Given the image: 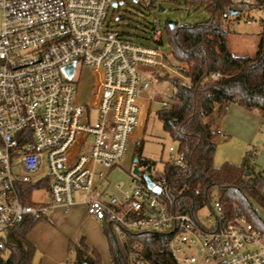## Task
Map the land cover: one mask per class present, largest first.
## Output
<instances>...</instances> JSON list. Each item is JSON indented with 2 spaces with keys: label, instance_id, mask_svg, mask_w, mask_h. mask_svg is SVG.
<instances>
[{
  "label": "built area",
  "instance_id": "1",
  "mask_svg": "<svg viewBox=\"0 0 264 264\" xmlns=\"http://www.w3.org/2000/svg\"><path fill=\"white\" fill-rule=\"evenodd\" d=\"M113 2L0 0V257L11 229L45 219L58 207L71 209L81 193L88 216L108 222L121 243L130 234L156 233L165 237L167 250L180 264H264V233L243 217L229 221L218 200L198 218L173 212L167 178L153 166L150 174L145 166L140 176H131L120 202H104L108 194L95 189V176H106L96 168L120 166L135 134L143 131L157 75L192 86V64L173 65L172 53L103 32ZM258 2L231 0V10L252 13L248 24L263 23ZM151 33L153 42L162 44L157 19ZM73 63L69 79L64 68ZM86 71L95 78L88 106L79 100L76 81ZM220 78V73L209 76ZM216 134L225 137L219 128ZM187 154L171 146L169 162L183 165ZM44 167L46 176L32 180ZM143 175L159 194L148 188ZM26 184H40L34 192L46 190V201L25 203L21 189ZM139 250L131 264H143Z\"/></svg>",
  "mask_w": 264,
  "mask_h": 264
},
{
  "label": "trees",
  "instance_id": "2",
  "mask_svg": "<svg viewBox=\"0 0 264 264\" xmlns=\"http://www.w3.org/2000/svg\"><path fill=\"white\" fill-rule=\"evenodd\" d=\"M257 5L264 8V0ZM184 6L204 10L211 18L194 26L178 25L174 30L167 25L172 64H192V86L170 81L174 88L173 104L159 114L164 131L180 148L188 150L183 165L167 162L164 166L163 175L169 187L167 202L173 212L198 218L203 208L212 207L218 200L229 221L243 217L264 233L262 176L253 174L250 155L241 165L214 164L218 121L232 105L264 117V19L256 55L239 57L229 49L231 30L223 24L230 16L231 0H184ZM212 73H220L222 78L210 80ZM157 78L158 82H166L168 77L158 74ZM141 150L135 155L140 159ZM143 164L153 166L148 160ZM39 187L40 184L23 186L25 203L32 202ZM42 220H26L8 232L0 264H35L36 248L28 234ZM104 234L112 264H131V255L139 248L143 264H180L167 250L168 241L161 234H130L121 243L108 222H104ZM68 251L74 264H103L100 253L83 240L70 242Z\"/></svg>",
  "mask_w": 264,
  "mask_h": 264
},
{
  "label": "rangeland",
  "instance_id": "3",
  "mask_svg": "<svg viewBox=\"0 0 264 264\" xmlns=\"http://www.w3.org/2000/svg\"><path fill=\"white\" fill-rule=\"evenodd\" d=\"M115 2L119 7L114 8L112 5L109 7L103 32L113 33L137 45L158 48L162 52L168 54L172 53L167 31V25L170 21L178 22L179 25L188 24L194 26L198 23L206 22L211 18L204 10L196 11L188 9L184 6V0H115ZM160 7L163 8V11L160 10ZM251 14L252 13L244 12L237 16H229V18L223 22L224 26L229 25L230 27L229 49L235 56H255L258 51L263 27L260 19H257L251 24L247 23V17ZM154 19H157L163 26L162 44L160 45L154 43L152 40L151 31L154 27ZM84 73L81 79L78 74L76 81H80L79 100L83 105L88 106L92 100L95 78L88 71ZM173 79L181 84V80L168 77L165 79L166 82L161 81L154 84L149 92L154 101L149 112L148 120L143 131L141 133L138 131L139 133L135 134L138 138L130 143L125 159L121 162L120 166L112 171L101 166L96 168L97 173L104 172L107 176L102 186H100L102 189L108 188L109 182L107 181L120 184L122 188L128 185L130 176L133 175V170L137 167L134 157L139 148L142 149L141 158L150 161L156 172L163 173L165 164L169 162V147H177L178 145L164 131L163 122L159 116L160 112L163 110L161 106L162 102L173 104L174 88L169 83ZM91 116L92 122H96L97 115L94 111L91 113ZM219 139H221L220 142H222L223 138ZM222 144L218 146L217 155L215 157V163L218 166L227 162V160H225L226 158L223 159L222 156ZM248 151L247 149L243 156L239 158L236 156L235 158H230V161H235L233 163L241 165ZM250 151L252 150L250 149ZM46 174L47 169L44 167L39 174L31 176V179L36 181L45 177ZM95 181H97V178ZM109 191L114 193L118 199H121L119 192L114 191L112 187H110ZM47 193L46 190L34 192L32 201L34 203L46 201ZM80 200L81 196L77 194L76 203H80ZM75 209L77 212L75 218L58 217L56 221H53L52 227L47 226L43 228L42 235L45 236L44 240H46V245L52 243L49 254L54 258L60 257L62 253L65 254V258L61 260L60 264H66L67 262L69 264H74L73 255L69 253L67 248L62 244V238L65 236L75 241L77 235L82 234L84 231H88L93 235L92 237L90 234V239L94 241L92 243L98 242L99 229L97 230V227L85 223L84 208L81 205ZM205 213L206 212L202 213L201 216H204ZM50 214L48 216H50ZM41 223H46V221ZM41 223H38V225ZM39 230L41 231L40 227ZM95 235H97V238H94ZM45 254L48 255V251L44 252L41 249L36 250L34 263L42 264ZM102 263L111 264L108 254H104Z\"/></svg>",
  "mask_w": 264,
  "mask_h": 264
},
{
  "label": "crops",
  "instance_id": "4",
  "mask_svg": "<svg viewBox=\"0 0 264 264\" xmlns=\"http://www.w3.org/2000/svg\"><path fill=\"white\" fill-rule=\"evenodd\" d=\"M218 128L223 131L225 134V137L222 139L217 138V149L218 146H220L222 143V156L223 159L227 160L225 164H233L236 165L235 161H230V158H237L243 156L244 152L248 149V153L250 155V166L252 168L253 174H260L262 176L261 183H262V190L264 193V117L261 116L256 111H247L237 105H232L227 113L220 118L218 121ZM250 149L252 151H250ZM218 151V150H217ZM217 151L215 154V157L217 155ZM246 155V156H247ZM215 157H214V164L216 167H221L223 165L218 166L215 163ZM246 158V157H245ZM229 161V162H228ZM243 163V162H242ZM117 168V167H116ZM115 169V168H114ZM112 169V170H114ZM109 170V171H112ZM106 177L103 180H100L97 176H95V180L97 178V181L94 182L95 189L101 192H104L108 194V197H103L104 202H108L110 199L111 201H117L120 202L122 199V192L126 190L130 184L124 188L121 187L120 184L117 183H111L110 181L108 184V188L102 189L100 186H102L104 180H106ZM131 181V176H130ZM120 187L117 188V187ZM110 187L113 188L114 191L119 192V195L121 196V199H118L117 196L110 192ZM81 196L80 203H76L75 206H73L71 209L66 210L62 207H58L52 211L50 216L45 218V220H42L38 223L46 221V223H41L38 225L36 223L32 230L28 234V240L35 246L36 250L41 249L42 251H48V255L45 254L42 264H60L61 260L65 258V254L62 253V255L58 258H54L49 253V249L51 248L50 245H46L45 236L42 235L43 228H46L47 226L52 227L53 221L57 220L58 217H67L70 219H73L77 216L76 209L78 206H82L84 208V220L85 223H89L94 227H97V230L99 229L100 232H98V238L97 235L94 236V238L98 239L97 243H92V239H90V234L88 231L83 232L82 234L77 235L75 238V241H73L70 237H64L62 238V244L67 248L70 242L79 243L82 240L90 247L96 249L101 256V259L103 258L104 254H108L109 258L111 260L110 251H109V245L108 240L104 234V222L97 221L93 219L92 217L88 216L87 214V206L84 204L83 201V194L77 193ZM76 194V195H77ZM76 198V197H75ZM83 220V221H84ZM39 227L41 228V231L39 230ZM102 232V233H101ZM75 235V234H74ZM93 237V235L91 234ZM74 238V237H72ZM94 240V239H93ZM66 264H69L68 262ZM112 264V260H111Z\"/></svg>",
  "mask_w": 264,
  "mask_h": 264
},
{
  "label": "water",
  "instance_id": "5",
  "mask_svg": "<svg viewBox=\"0 0 264 264\" xmlns=\"http://www.w3.org/2000/svg\"><path fill=\"white\" fill-rule=\"evenodd\" d=\"M136 1H138V0H136ZM112 6L114 8L119 7V5L116 2H113ZM160 10L163 11V8L160 7ZM239 14H240V11H236V10H230V12H229V15L230 16H237ZM168 25H169V27L172 30H174V29L177 28V26L179 24H178V22L170 21L168 23ZM74 70H75V63H73L70 66L64 68V72L67 74V76H68L69 79H71L73 77ZM134 161L137 164L139 162V158L136 157ZM151 170H152V166H148L145 169V173L146 174H150L151 173ZM133 175L134 176H137V177L140 176L141 175V170L138 167H135V169L133 170ZM247 175H249V172H247ZM142 178L145 180V182H146V184H147V186H148L149 189H153V192L156 193V194H159L160 193V189L159 188H153V183H152V181L150 180V178L147 175H143Z\"/></svg>",
  "mask_w": 264,
  "mask_h": 264
},
{
  "label": "flooded vegetation",
  "instance_id": "6",
  "mask_svg": "<svg viewBox=\"0 0 264 264\" xmlns=\"http://www.w3.org/2000/svg\"><path fill=\"white\" fill-rule=\"evenodd\" d=\"M136 157H138V156H135L134 159H135ZM138 158H139V157H138ZM143 161H144L143 159H140V158H139V162H138L137 165H136L141 171H143V169H144Z\"/></svg>",
  "mask_w": 264,
  "mask_h": 264
}]
</instances>
